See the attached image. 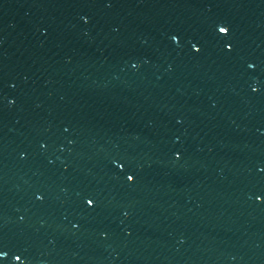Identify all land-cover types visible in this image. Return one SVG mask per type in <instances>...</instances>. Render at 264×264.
<instances>
[{
	"label": "water",
	"instance_id": "1",
	"mask_svg": "<svg viewBox=\"0 0 264 264\" xmlns=\"http://www.w3.org/2000/svg\"><path fill=\"white\" fill-rule=\"evenodd\" d=\"M258 196L264 0H0V264H264Z\"/></svg>",
	"mask_w": 264,
	"mask_h": 264
},
{
	"label": "snow or ice",
	"instance_id": "2",
	"mask_svg": "<svg viewBox=\"0 0 264 264\" xmlns=\"http://www.w3.org/2000/svg\"><path fill=\"white\" fill-rule=\"evenodd\" d=\"M218 32L224 34V38L227 39V37H228L229 34H230V26H229V25H226V24H224V25H219V26H218ZM172 39H173V41H175L177 44H179L180 40H179V37H178V36H173ZM191 47H192V49H193L195 52H197V53H199V52L202 50L201 46L199 45V42L192 43V44H191ZM233 48H234V45H233L232 43H228V44H227V49L231 50V49H233ZM249 67H250V68H255L256 65H254V64H250ZM253 91H259V89H258V88H254ZM176 155L179 156L180 153H177ZM120 167H121V169H123V168H124V165L121 164ZM126 178H127L128 181H134V180H135V176L132 175V174L127 175ZM37 198H38L39 200H43V199H44V197H43L42 195L38 196ZM257 199L264 200V196H258ZM95 203H96V201H95L94 198H86V204H87L88 206H90V207H94V206H95ZM5 256H7V252L0 251V257H5ZM15 259L19 261V260H21V256L17 255V256L15 257Z\"/></svg>",
	"mask_w": 264,
	"mask_h": 264
},
{
	"label": "clouds",
	"instance_id": "3",
	"mask_svg": "<svg viewBox=\"0 0 264 264\" xmlns=\"http://www.w3.org/2000/svg\"><path fill=\"white\" fill-rule=\"evenodd\" d=\"M135 66V65H134Z\"/></svg>",
	"mask_w": 264,
	"mask_h": 264
}]
</instances>
